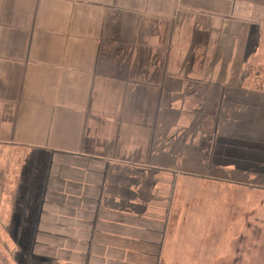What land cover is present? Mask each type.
<instances>
[{"label": "crops", "instance_id": "1", "mask_svg": "<svg viewBox=\"0 0 264 264\" xmlns=\"http://www.w3.org/2000/svg\"><path fill=\"white\" fill-rule=\"evenodd\" d=\"M251 151L264 0H0V264H182Z\"/></svg>", "mask_w": 264, "mask_h": 264}, {"label": "rangeland", "instance_id": "2", "mask_svg": "<svg viewBox=\"0 0 264 264\" xmlns=\"http://www.w3.org/2000/svg\"><path fill=\"white\" fill-rule=\"evenodd\" d=\"M256 154L251 151L248 155L247 170L264 173V153L261 161H257ZM212 194L214 207L211 210L208 201L202 204L208 200L204 190L196 194V200L187 199L182 202V208H177L179 217L185 219L187 215L189 219L201 220L203 225L197 228L205 239L201 245L186 243L192 250H187L189 256L182 264H264V187L219 182ZM187 226L191 228L190 222ZM14 228L17 226L13 223ZM193 233L190 231L188 234ZM10 243L13 251L21 242ZM5 245L10 249L9 242ZM21 246L24 249V242ZM2 250L0 244V255H4Z\"/></svg>", "mask_w": 264, "mask_h": 264}, {"label": "trees", "instance_id": "3", "mask_svg": "<svg viewBox=\"0 0 264 264\" xmlns=\"http://www.w3.org/2000/svg\"><path fill=\"white\" fill-rule=\"evenodd\" d=\"M0 244H1V246H3V249H4V243L2 242V241H0ZM6 249H7V246H6ZM2 255H0V257H1Z\"/></svg>", "mask_w": 264, "mask_h": 264}]
</instances>
